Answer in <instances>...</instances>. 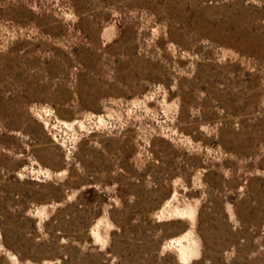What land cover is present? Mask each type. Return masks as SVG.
Listing matches in <instances>:
<instances>
[{
	"label": "rangeland",
	"instance_id": "1",
	"mask_svg": "<svg viewBox=\"0 0 264 264\" xmlns=\"http://www.w3.org/2000/svg\"><path fill=\"white\" fill-rule=\"evenodd\" d=\"M178 248L264 264V0H0V264Z\"/></svg>",
	"mask_w": 264,
	"mask_h": 264
},
{
	"label": "bare ground",
	"instance_id": "2",
	"mask_svg": "<svg viewBox=\"0 0 264 264\" xmlns=\"http://www.w3.org/2000/svg\"><path fill=\"white\" fill-rule=\"evenodd\" d=\"M170 244H176V245H181L182 240L181 239H176V240H171ZM177 252L179 254V259L182 264H189V254L186 248H178Z\"/></svg>",
	"mask_w": 264,
	"mask_h": 264
}]
</instances>
